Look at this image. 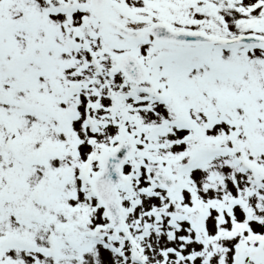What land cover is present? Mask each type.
<instances>
[{"label": "snow or ice", "instance_id": "obj_1", "mask_svg": "<svg viewBox=\"0 0 264 264\" xmlns=\"http://www.w3.org/2000/svg\"><path fill=\"white\" fill-rule=\"evenodd\" d=\"M0 264H264V0H0Z\"/></svg>", "mask_w": 264, "mask_h": 264}]
</instances>
